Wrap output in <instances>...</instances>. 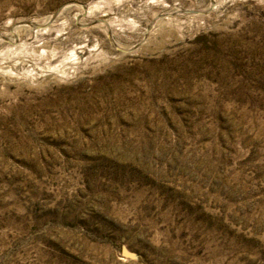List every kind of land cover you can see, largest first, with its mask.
I'll use <instances>...</instances> for the list:
<instances>
[{
    "label": "rangeland",
    "instance_id": "obj_1",
    "mask_svg": "<svg viewBox=\"0 0 264 264\" xmlns=\"http://www.w3.org/2000/svg\"><path fill=\"white\" fill-rule=\"evenodd\" d=\"M0 264H264V0H0Z\"/></svg>",
    "mask_w": 264,
    "mask_h": 264
},
{
    "label": "water",
    "instance_id": "obj_2",
    "mask_svg": "<svg viewBox=\"0 0 264 264\" xmlns=\"http://www.w3.org/2000/svg\"><path fill=\"white\" fill-rule=\"evenodd\" d=\"M126 254H128V252L126 251Z\"/></svg>",
    "mask_w": 264,
    "mask_h": 264
}]
</instances>
